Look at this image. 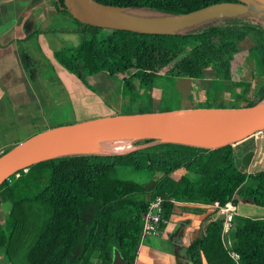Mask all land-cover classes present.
Returning a JSON list of instances; mask_svg holds the SVG:
<instances>
[{"label": "trees", "instance_id": "obj_1", "mask_svg": "<svg viewBox=\"0 0 264 264\" xmlns=\"http://www.w3.org/2000/svg\"><path fill=\"white\" fill-rule=\"evenodd\" d=\"M93 1L113 9L169 16L219 3L254 7L241 0ZM256 4L264 8V0ZM47 12V19L70 20L73 29L58 31L79 40L75 47L56 51L54 59L61 68L83 85L92 77L117 84L114 92L106 91L127 105L145 103L124 114L172 110L165 106L175 101L192 103V80L227 82L230 93L240 101L236 106L254 105L264 98L245 99L246 90L224 80L226 68L201 62L212 61L221 49L235 51L246 40L250 59H264V22L254 16H219L170 35H156L84 24L73 17L64 0H51ZM106 53L111 60L105 58ZM168 61L173 64L162 73ZM131 69L134 72L127 77L116 75ZM154 78L160 98L151 93ZM203 97L209 100L213 95L206 92ZM191 107L195 106L186 108ZM227 149L161 142L121 155H64L19 170L10 183L0 186V206L11 204L0 232V257L6 264H112L118 253L126 264H133L149 203L162 196L166 214L171 215L173 197L166 192V179L190 187L191 203L224 206L230 202L237 207L242 199L264 208V171L246 175L232 163L227 170ZM74 162L82 168L77 163L61 169ZM156 175L160 178L154 181ZM224 221L218 215L206 223L203 236L188 249L189 258L197 264L200 258L206 264H264V218L235 215L228 231L230 248L222 241Z\"/></svg>", "mask_w": 264, "mask_h": 264}, {"label": "crops", "instance_id": "obj_2", "mask_svg": "<svg viewBox=\"0 0 264 264\" xmlns=\"http://www.w3.org/2000/svg\"><path fill=\"white\" fill-rule=\"evenodd\" d=\"M50 2L0 0V125L7 121L5 118L10 112L25 113L22 121L26 122L33 112L32 108L45 115L51 110L50 106L55 107L57 113L68 105L73 109L68 97V86L65 88L59 79L58 64L54 59L56 51L64 46L59 47L52 33L46 32L55 31L53 26L50 29L43 28L47 26L46 22L56 19L46 18ZM61 20L62 23L67 21ZM60 34L64 37L74 35ZM32 35L37 37L30 39ZM58 85H61V89H57ZM1 143L0 149L3 150L9 145ZM224 147L228 148L225 156L227 170L232 163L246 175L264 171V130L251 134L239 133ZM236 157L245 159L243 165L238 166L239 169L235 164ZM159 178L160 175H156L154 181ZM163 184L166 185L167 194L173 197L169 223L158 235L149 236L139 244L133 264H197L189 258L188 249L203 236L206 223L219 215L218 210L215 205L189 202L191 189L188 186L171 179H166ZM6 203L8 208L5 213L11 207L9 202ZM1 206L0 232L5 215ZM236 208L238 210L239 207ZM244 215L255 218L248 213ZM0 264H6L2 258ZM198 264L206 262L200 258Z\"/></svg>", "mask_w": 264, "mask_h": 264}, {"label": "water", "instance_id": "obj_3", "mask_svg": "<svg viewBox=\"0 0 264 264\" xmlns=\"http://www.w3.org/2000/svg\"><path fill=\"white\" fill-rule=\"evenodd\" d=\"M74 0H64L66 8L73 17L90 26L136 32L142 34L170 35L178 30L200 24L211 18L231 14L229 11L236 6L233 3L214 4L203 9L182 15L169 16L159 20H141L125 14H115L110 11H129L113 9L103 6L93 0H76L80 6L94 12L86 15L73 9ZM245 4L260 8L256 2L260 0H241ZM238 6V5H237ZM244 6V5H241ZM109 11V12H108ZM160 14V13H159ZM164 15V14H163ZM245 15H247L245 13ZM193 128H222L237 134H251L264 130V101L241 107H191L158 112L119 114L99 117L74 124L59 125L37 133L18 143L0 157V186L19 170L47 159L71 154H106L102 152H74L62 151L53 155H46V149L56 142L85 139L114 133H129L142 136V140L151 139L157 135H173ZM227 139L219 147H202L218 149L229 144L234 137ZM155 144L161 142H176L172 139L153 140ZM195 146V145H189ZM130 153V152H129ZM112 264H126L125 260L116 253Z\"/></svg>", "mask_w": 264, "mask_h": 264}, {"label": "rangeland", "instance_id": "obj_4", "mask_svg": "<svg viewBox=\"0 0 264 264\" xmlns=\"http://www.w3.org/2000/svg\"><path fill=\"white\" fill-rule=\"evenodd\" d=\"M259 7L260 8L236 5L229 12L231 14L246 13L247 15L254 16L256 19L264 22V8H262L261 6ZM73 9H76L80 11L82 14H86V15L94 13L86 9L85 7L80 6L76 0L73 1ZM110 12L115 14H122V15L125 14L130 17H134L141 20H147V21L166 18V16L163 14H159L155 12H147L143 10H129V11L114 10ZM48 13L49 12H47V14L45 15L49 17ZM57 18L58 17H56V19L54 18L53 22H46L45 24L47 26H44L43 28L48 27V29H50L53 26V29L56 31L48 30L46 32L52 33L53 38H56L58 40L59 47L76 46L79 41L76 35L64 37L58 31L61 29H68V28L73 29L74 25L70 23L71 22L70 20L67 21L68 23L66 21L62 23L61 20L62 17H59L58 19ZM36 37L37 36H35V38ZM177 46L178 45H176L174 49H176ZM249 48H250V42L246 40L235 51H228L226 49H221L213 55L212 61L201 60V62L204 66H208L214 63V65L217 67L226 68L228 71V75L226 74L223 75L224 80H227L228 78L233 82V84L237 85L238 88L246 90L244 97L245 99L251 100V98H253L257 100L264 96V59L257 58L255 60L253 59V57H251L250 59ZM187 52L188 51H186L185 53ZM105 58L110 60L112 59L111 55L107 53L105 54ZM172 64H173L172 61H168L162 73H165L169 69V66H171ZM57 67L59 69V72L57 71V75L59 79L62 81L65 88H67L68 86V92H69L68 97L70 99L71 106L73 107V109L71 110L70 105H68V107H66L65 109L64 108L59 109L57 113L56 111H54L55 107L50 106L49 109L51 110H49V112L46 113L47 115H45L39 113L38 109L32 108L33 112H31V114L28 116L26 122L22 121V117L25 116V113L19 112L12 114V112H10L9 114H7L5 118L7 119V121H5L2 125H0V143L1 142L6 144L9 143V145L5 146L4 150H9L18 143L30 138L31 136L40 133L42 131H45L49 128H52L54 126L74 124L99 117L124 114L126 112H129L130 110L136 111L137 109H139L137 104L139 106H144L145 104V103L143 104L141 101H138V103H135V101H133L132 104L127 105L122 100L115 98L114 95H112L113 93L110 94L109 92L106 91L107 90L106 88H110L112 92H114L115 88L117 87V84L111 85L108 82L104 81V79H101L100 77H92L88 79L87 85H83L78 80H76V78L73 75H71L68 71L64 70L58 65ZM111 70L113 69L111 68ZM133 72L134 71L131 69L130 71H127L125 74L116 73V75L119 78H123L131 75ZM152 83H153L152 91H151L152 96L154 98H160L161 97L160 90L156 88L157 78H154ZM227 85L229 84L225 81L224 83L221 81H217V82L215 81L214 83L213 81L210 82V81H202V80H192L191 81L192 87H190L193 89L192 103L190 102L187 103L184 101H178L177 103V101H175L174 103L176 104L172 103L174 105L165 106V109L174 110V108L177 107L178 109H183L191 105L198 108H205V106L216 107L217 105L218 106L222 105L224 107L243 106L242 104L236 106V104L240 103V101L237 100V97L235 95H232L230 93ZM57 89H61V85H58ZM187 91L188 89L185 90V92ZM206 92L211 93L213 95V98L206 100L203 97ZM237 92H239V90H237ZM262 101H264V98ZM157 108H161V107H157ZM232 134L233 133L229 134L230 137L232 136ZM142 141L143 140L138 141L140 143L137 142L136 144H134L135 149L131 152L139 150L142 147L155 144L154 141L150 143H144ZM235 160H236L235 164L239 169V167L243 165L245 159L243 158L238 159V157H236ZM77 163L79 164L78 168H82V164L80 162H74L68 165V167L62 166L61 169L76 167L78 166ZM237 206L239 207L237 210V215L239 216L246 217L247 215L245 216L244 213H248L249 215H252L255 218H258L260 216L264 217L263 207H257L255 205L249 204L243 201L242 199L238 201ZM7 208H8V203L3 204L1 206V210L4 213L7 210Z\"/></svg>", "mask_w": 264, "mask_h": 264}, {"label": "bare ground", "instance_id": "obj_5", "mask_svg": "<svg viewBox=\"0 0 264 264\" xmlns=\"http://www.w3.org/2000/svg\"><path fill=\"white\" fill-rule=\"evenodd\" d=\"M230 132L222 128H193L173 135H157L153 140L172 139L176 142L202 147H219L230 138ZM142 136L129 133H114L85 139L67 140L50 145L45 154L53 155L62 151L102 152L106 154H127L135 149L134 144Z\"/></svg>", "mask_w": 264, "mask_h": 264}, {"label": "built area", "instance_id": "obj_6", "mask_svg": "<svg viewBox=\"0 0 264 264\" xmlns=\"http://www.w3.org/2000/svg\"><path fill=\"white\" fill-rule=\"evenodd\" d=\"M5 153V150L0 149V157ZM14 176V175H13ZM12 181V176L7 179V182ZM165 199L162 196H156L148 205L146 213L143 218V228L140 242L147 236H156L160 230L169 223L170 214H166ZM218 214L224 217V227L222 231V241L226 248H230V239L228 231L232 226V220L237 215V208L232 203H226L224 206L215 205ZM231 256L237 260L236 254L232 253Z\"/></svg>", "mask_w": 264, "mask_h": 264}]
</instances>
